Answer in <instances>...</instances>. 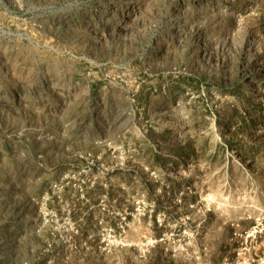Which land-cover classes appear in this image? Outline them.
Returning <instances> with one entry per match:
<instances>
[{"label": "rangeland", "instance_id": "obj_1", "mask_svg": "<svg viewBox=\"0 0 264 264\" xmlns=\"http://www.w3.org/2000/svg\"><path fill=\"white\" fill-rule=\"evenodd\" d=\"M259 75L264 0H0V264H264Z\"/></svg>", "mask_w": 264, "mask_h": 264}, {"label": "trees", "instance_id": "obj_2", "mask_svg": "<svg viewBox=\"0 0 264 264\" xmlns=\"http://www.w3.org/2000/svg\"><path fill=\"white\" fill-rule=\"evenodd\" d=\"M260 80V86L264 89V77L263 75H259L257 77ZM187 82H189L191 85L199 88L200 85L202 84L201 81L196 80L194 78H188L186 79ZM250 82V81H249ZM222 92L223 93H229V94H233V95H241L240 97L243 96L245 102L248 104L246 106V110H253L258 114H262L264 116L263 111L261 110L260 106L258 104H256V101H254L255 96H257L256 94V88L252 85L251 88L248 89V91L246 89L243 88V84L240 83V81H238L237 83H235L234 85H232L231 87H222ZM245 92H249V95L247 97H245ZM246 98V99H245ZM237 111H235V113H233L232 115V119L236 120L238 116V113H236ZM250 112V111H249ZM219 125L220 127L224 126L226 124V121H224V119H222V115H220L219 117ZM225 122V123H224ZM262 123H264V120L262 121ZM260 123H255L251 120H243L241 122V125L238 127V129L242 130L247 138L242 139L241 141H236V134L231 135L232 137H230L229 139H225L224 140V147H226L227 149H233L234 147L239 151V153L242 154V158L244 161H252L254 163L259 164V159H263L264 158V134L262 135H258L259 132V127ZM243 152V153H242ZM155 157L160 158V156L156 153ZM163 165H165L167 162L163 161ZM260 172V177L263 180L264 183V169ZM150 191V196H152L155 192V189L153 186H151V188L149 189ZM158 200V199H157ZM156 202V201H155ZM162 211V207L161 205L158 203H156V207H155V220L153 221V224L155 226V228H158V223L156 220V214ZM158 238H161L162 233L159 232L158 233ZM221 259H224V257L222 256Z\"/></svg>", "mask_w": 264, "mask_h": 264}, {"label": "bare ground", "instance_id": "obj_3", "mask_svg": "<svg viewBox=\"0 0 264 264\" xmlns=\"http://www.w3.org/2000/svg\"><path fill=\"white\" fill-rule=\"evenodd\" d=\"M186 259V258H185Z\"/></svg>", "mask_w": 264, "mask_h": 264}]
</instances>
